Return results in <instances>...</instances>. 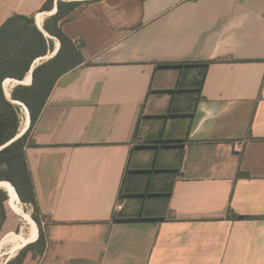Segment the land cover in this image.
Here are the masks:
<instances>
[{
    "label": "crops",
    "instance_id": "crops-1",
    "mask_svg": "<svg viewBox=\"0 0 264 264\" xmlns=\"http://www.w3.org/2000/svg\"><path fill=\"white\" fill-rule=\"evenodd\" d=\"M46 1L0 0V26L44 25ZM79 1L62 30L87 64L59 79L26 149L47 247L23 264H264V0ZM6 211L0 264L29 245L1 248L28 236Z\"/></svg>",
    "mask_w": 264,
    "mask_h": 264
},
{
    "label": "trees",
    "instance_id": "trees-1",
    "mask_svg": "<svg viewBox=\"0 0 264 264\" xmlns=\"http://www.w3.org/2000/svg\"><path fill=\"white\" fill-rule=\"evenodd\" d=\"M81 3L79 0H47L45 2L42 11L52 12L56 9V13L47 18L43 25L44 31L50 38L37 26L35 16L14 14L0 26V183L10 182L21 202L32 208V220L35 225L37 224L36 228H39L37 241L26 246L16 259L8 264H23L29 250H36L37 254L42 255L47 247L43 226L45 217L41 214L37 202L26 149L35 146L30 140L31 131L59 79L87 64L84 55L85 43L82 40L71 39L62 30V24L69 20L71 13ZM54 38L60 43L56 55L35 66L31 85H17L11 92L12 99L16 103L25 105L30 115L28 130L22 137L16 139L20 133L21 107L8 99L4 83L7 79L23 81L38 59L47 57L54 51ZM237 61L223 58L213 62ZM210 63L212 62H207L206 66ZM238 176L249 177L242 171H239ZM9 200L10 196L7 192L0 189V228L4 226L7 219L6 202ZM226 217L230 220L255 219L251 216L238 215L230 207ZM114 220L130 221L116 218Z\"/></svg>",
    "mask_w": 264,
    "mask_h": 264
},
{
    "label": "bare ground",
    "instance_id": "bare-ground-1",
    "mask_svg": "<svg viewBox=\"0 0 264 264\" xmlns=\"http://www.w3.org/2000/svg\"><path fill=\"white\" fill-rule=\"evenodd\" d=\"M43 20H44V17H42L41 15H38L37 18H36L37 26L41 30L44 31V29H43ZM45 34H47V33L45 32ZM47 36H49V35L47 34ZM54 39H56V38H54ZM57 41H58L57 46H56L57 48H56V51L54 52V55L56 54L57 50L60 47L59 40H57ZM40 60H42V58L38 59L36 62H38ZM31 79H32V73L30 72L24 82L26 83L27 81H30ZM4 88H5V92H6L7 96L9 97V98L8 97L7 98L10 101H12L16 105H23L21 103H16V101L12 100V97H11L12 85H11V80L10 79H7L5 81ZM23 106H24L23 108H25V112H24L25 118L23 119L21 134H25L26 131L28 130L29 126H30L29 110H28V108L25 105H23ZM0 189H3L4 191L7 192V194L10 197H13V199H14V204H13L14 208L16 209V211L19 214V216L22 217V219L29 226V232H28V236L27 237H25L23 234H20V235L9 234L5 238L1 248L4 249V248H7V247H11L12 253L15 254L24 245L32 243L37 238V235H38V231L37 230L38 229L36 228V225L33 222L31 216L23 210L22 202H21L20 198L18 197L14 187L11 184H9V183H0ZM1 260H2V258H1Z\"/></svg>",
    "mask_w": 264,
    "mask_h": 264
},
{
    "label": "rangeland",
    "instance_id": "rangeland-1",
    "mask_svg": "<svg viewBox=\"0 0 264 264\" xmlns=\"http://www.w3.org/2000/svg\"><path fill=\"white\" fill-rule=\"evenodd\" d=\"M39 15H41L42 17L45 18V15H43V14H39ZM46 35H47V34H46ZM47 37L50 38L49 36H47ZM53 40H54V42H55V49H54V51H53V52H50V53L48 54L47 57H45V58H43L42 60L36 62V65H39V64H41V63H43V62H45V61H47V60L53 58V56H55V55H54V52L56 51V48H57L56 46H57L58 41H57L56 39H53ZM18 106L21 107V109H20V118H21L20 133H21L23 119L25 118V114H24V112H25V108H23V107H24L23 105H18ZM187 123H189V120H185V122H184V126H186ZM181 127H182V126H180V128H181ZM186 127H187V126H186ZM20 133H19V134H20ZM10 201H11V204H14V199H13V197H10ZM22 207H23V209L25 210V212L28 213V214H30V216L32 217V212H33V211H32V208H31L30 206L24 205L23 203H22ZM19 217H20V216H19ZM20 219H21V225H23V226L25 227L26 231L29 232V226H28V224L22 219V217H20ZM44 221H46V220L44 219Z\"/></svg>",
    "mask_w": 264,
    "mask_h": 264
},
{
    "label": "water",
    "instance_id": "water-1",
    "mask_svg": "<svg viewBox=\"0 0 264 264\" xmlns=\"http://www.w3.org/2000/svg\"><path fill=\"white\" fill-rule=\"evenodd\" d=\"M43 31V30H42ZM58 51V50H57ZM13 100V99H12ZM30 116V115H29ZM24 134H19L18 136H17V138L16 139H18V138H20V137H22ZM10 183V182H9Z\"/></svg>",
    "mask_w": 264,
    "mask_h": 264
}]
</instances>
